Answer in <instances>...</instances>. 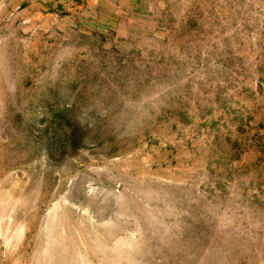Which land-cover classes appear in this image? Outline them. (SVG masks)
<instances>
[{"label":"rangeland","instance_id":"374dc122","mask_svg":"<svg viewBox=\"0 0 264 264\" xmlns=\"http://www.w3.org/2000/svg\"><path fill=\"white\" fill-rule=\"evenodd\" d=\"M0 264H264V0H0Z\"/></svg>","mask_w":264,"mask_h":264}]
</instances>
